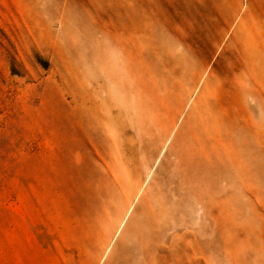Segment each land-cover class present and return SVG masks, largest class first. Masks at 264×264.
I'll list each match as a JSON object with an SVG mask.
<instances>
[{"label": "rangeland", "instance_id": "1", "mask_svg": "<svg viewBox=\"0 0 264 264\" xmlns=\"http://www.w3.org/2000/svg\"><path fill=\"white\" fill-rule=\"evenodd\" d=\"M0 264H264V0H0Z\"/></svg>", "mask_w": 264, "mask_h": 264}, {"label": "bare ground", "instance_id": "2", "mask_svg": "<svg viewBox=\"0 0 264 264\" xmlns=\"http://www.w3.org/2000/svg\"><path fill=\"white\" fill-rule=\"evenodd\" d=\"M92 116L95 117V119L97 120L99 119V116L97 114H93Z\"/></svg>", "mask_w": 264, "mask_h": 264}]
</instances>
